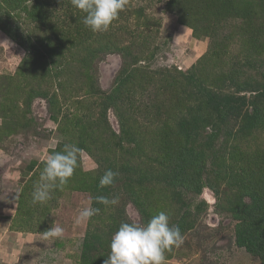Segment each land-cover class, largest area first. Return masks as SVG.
Listing matches in <instances>:
<instances>
[{"label": "rangeland", "instance_id": "obj_1", "mask_svg": "<svg viewBox=\"0 0 264 264\" xmlns=\"http://www.w3.org/2000/svg\"><path fill=\"white\" fill-rule=\"evenodd\" d=\"M169 2L128 0L109 30L96 34L103 40L102 45L110 48L113 43L120 45L119 52L109 53L107 49L99 51L100 40L76 47L70 41L61 42L52 49L50 43L55 44L54 34L47 26L36 22L27 24L21 8L5 11L0 6V264H84L86 260L100 264V258L107 257L109 238L105 239L103 247L100 245L93 251L85 244L87 232L93 233L100 227L101 237L109 234L112 222H107V218L119 208L123 209L119 220L123 217L129 223L144 224L137 204L122 194L116 206L98 207L93 200L91 206L100 211L88 223L77 225L74 218L87 206L90 197L100 195L97 191L102 188L98 181L105 170L120 174L124 159L129 156L135 169L147 173L157 167L156 159L164 158L159 147L163 145V128L169 127L164 126V115L158 113L159 117L155 118L149 113L152 110L150 97L133 95L135 107L127 111L131 122L125 124L130 128L122 132L118 112L110 108L104 114L101 92L112 90L116 75L126 66L154 72L146 77L140 75L134 81L138 91L145 87L152 93L158 80L165 77V70L186 72L209 48L220 47L218 41L196 40L193 30L180 24L178 15L170 10ZM56 6L58 11L54 14L59 17L63 12L67 20V7L53 4L51 9ZM246 7L249 6L243 4L242 8ZM259 16V22H264L263 12ZM240 22L237 18L231 20V26L242 29ZM263 25L258 27L259 31ZM225 34L231 33L226 30ZM55 49L56 55H51ZM261 55L264 59V51ZM219 66L220 60L213 57L204 75L213 74V68L218 70ZM171 117L170 125L175 124V116ZM82 120L88 126L85 145L90 153L81 147L76 129V124ZM167 134L169 140L170 133ZM126 137H133L131 140L136 143L121 142ZM142 139L148 141H140ZM140 143L141 151L137 147ZM65 144H75L81 149L73 176L63 191L53 192V198L47 203L33 204V185L39 181L46 156L60 148L63 150ZM208 150V161L220 156L228 159L236 154L237 158L243 156L245 161H253L263 168L264 131L246 137L243 142L222 134ZM140 153L141 160L134 158L140 157ZM31 160L40 164L35 173L26 171ZM212 170L207 167L204 179L219 183L221 193H215L214 197L213 190L206 187L203 195L191 200L194 206L205 202L207 210L192 222L184 243L171 253H165L166 264H263L236 243L237 221L231 213L222 210L234 189L225 182H217ZM121 184L119 181L108 186L110 193ZM164 204L167 207L163 210L171 211L175 217L177 210L168 199ZM54 221L65 229L64 236L45 240L42 232ZM186 225L189 227V223ZM99 251L97 257L95 253Z\"/></svg>", "mask_w": 264, "mask_h": 264}, {"label": "trees", "instance_id": "obj_2", "mask_svg": "<svg viewBox=\"0 0 264 264\" xmlns=\"http://www.w3.org/2000/svg\"><path fill=\"white\" fill-rule=\"evenodd\" d=\"M54 1L56 0H0V6L5 11L21 8L27 24L36 22L38 25L47 26L54 34L55 44L50 43L52 49L61 42L70 41L76 47L100 40V52L105 49L108 50L107 53L119 52V44L113 43L112 48L102 45L100 35H96L97 33H93L83 24L85 14L74 8L71 0H58V3ZM53 4L65 9L67 7V20L63 12L59 17L54 14L58 9L56 6L52 10ZM243 4L249 7L242 8ZM168 7L178 15L180 24L193 30L196 40L209 39L214 43L218 41L220 47H214L213 50L209 48L186 72L177 69L165 70V77L158 80V86L152 93L145 87L138 91L134 81L140 75L146 77V74L154 72L141 68L129 69L126 66L116 75L112 90L108 93L101 92L104 97V114L110 108L117 111L123 123L122 132H127L130 128L125 125L131 122L127 111L131 106L135 107L133 95L136 93L150 97L152 110L149 113L155 118L159 117L158 113L164 115V126L169 128L163 126V145L159 150L164 153V158L156 159L157 167L150 168L147 173L140 171L134 168L135 163L127 156L124 159L125 166L115 180L120 181L122 186L111 193L108 186L97 192L100 193L99 196L109 198L128 195L137 204L144 224L153 215L165 211L163 209L167 206L164 203L168 199L177 210L175 217H172L171 211L166 210L170 215V224L178 225L185 237L193 227L192 222L198 219L201 212L207 210L205 202L194 206L191 200L200 196L204 187L211 188L216 195L221 193L219 183L216 185L210 178L204 179L207 167L212 168L217 182H225L234 189L233 196L227 204L224 203L222 210L231 213L237 221L236 243L264 264V167L260 168V164H254L253 161H245L243 156L237 158L236 154L230 155L228 159L220 156L208 161V149L222 134L227 133L233 140L243 142L246 137L264 131V59L261 55L264 51V22H259V15L262 12L264 15V0H170ZM5 15L10 16L9 13ZM236 18L241 20L242 29L231 26V20ZM262 25L263 29L259 31L258 27ZM226 30L231 34L226 35ZM56 50L51 55H56ZM213 57H218L220 66L218 70L213 68V74L204 75L203 72L208 69ZM159 101L162 104H158ZM172 115L175 116V124L170 125L168 120ZM53 119L57 120V117L54 116ZM87 127L84 120L76 124L81 147L89 152L85 145ZM167 133H170L169 140ZM131 139L122 138L121 142L136 143V140ZM137 147L142 150L141 143ZM57 151H61V148ZM91 155L95 159L92 152ZM134 158L141 160L142 154ZM39 165L36 160H31L28 163L29 172L35 173ZM248 198L250 202L246 201ZM94 204L103 206L97 202ZM120 211L123 209H114L107 218V222H112V226L108 227L109 234L101 237L100 227L93 233L87 232V248L96 251L109 238L106 247L108 257L113 234L122 222H128L123 217L119 220ZM171 219H174L173 223ZM188 223L189 227L186 225ZM95 255L100 256V251ZM107 257H101L100 264ZM84 264L90 263L86 260Z\"/></svg>", "mask_w": 264, "mask_h": 264}, {"label": "clouds", "instance_id": "obj_3", "mask_svg": "<svg viewBox=\"0 0 264 264\" xmlns=\"http://www.w3.org/2000/svg\"><path fill=\"white\" fill-rule=\"evenodd\" d=\"M127 3L128 0H71L72 6L85 14L83 24L93 33L108 31ZM80 151L75 144H65L63 150L46 156L39 181L33 185V204H45L53 198L55 190H64L76 170ZM118 176V171L105 170L99 186H112ZM205 190L206 187L201 195ZM93 200L105 206H116L120 198L90 197L87 206L75 216V224L88 223L99 213L100 209L91 206ZM64 232L65 229L54 221L50 228L42 232V236L45 240H57L63 238ZM183 243L180 227L170 224V215L160 211L146 224L122 222L111 238L110 253L103 264H166L165 253L179 248Z\"/></svg>", "mask_w": 264, "mask_h": 264}, {"label": "crops", "instance_id": "obj_4", "mask_svg": "<svg viewBox=\"0 0 264 264\" xmlns=\"http://www.w3.org/2000/svg\"><path fill=\"white\" fill-rule=\"evenodd\" d=\"M26 171L29 172V167H28V165L26 166Z\"/></svg>", "mask_w": 264, "mask_h": 264}]
</instances>
